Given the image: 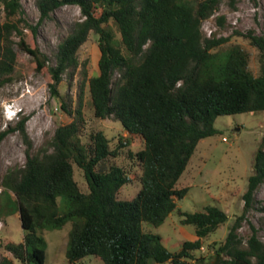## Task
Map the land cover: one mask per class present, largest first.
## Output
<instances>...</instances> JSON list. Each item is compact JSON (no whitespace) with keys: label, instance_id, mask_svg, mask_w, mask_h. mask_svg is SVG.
Instances as JSON below:
<instances>
[{"label":"trees","instance_id":"1","mask_svg":"<svg viewBox=\"0 0 264 264\" xmlns=\"http://www.w3.org/2000/svg\"><path fill=\"white\" fill-rule=\"evenodd\" d=\"M222 1L36 0L38 25L65 6H78L83 16L60 43L55 64L49 66L50 59L37 44L26 41L25 29L36 34L37 27L26 20L22 1L0 0V89L13 80L18 47L32 57L37 72L48 71L52 97L64 113L75 117L57 128L51 153H28L25 166L9 171L3 179L0 219L19 213L24 231L22 242L1 245L14 260L46 264L41 232L71 222L66 252L71 264L90 256L104 264H192L193 252L202 248L203 239L229 221L218 206L188 213L177 204L189 192L177 185L200 141L219 134L217 118L264 112V38L252 32L241 35L259 50V73L254 75L247 50L235 45L226 54L218 53L215 50L229 38H207L202 31ZM228 1L234 7L239 0ZM91 33L98 36L101 53L99 73L88 81L95 117L116 120L130 140L140 139L144 146L135 154L141 166L140 190L131 201L118 199L131 179L122 167L106 164L117 152L111 150L105 133L92 134L90 144L82 141L83 90L75 109L73 98L63 97L59 90L64 76L81 67L79 51ZM15 130L30 149L25 118L0 140ZM74 164L84 173L88 193L75 180ZM263 184L264 138L243 196V214L216 250L217 256H223L219 264H264V242L256 227L251 224L252 234L246 240L239 234ZM174 212L183 225L194 226L196 234L175 253L158 234L144 229L146 224L162 226ZM14 260L3 258L0 264H15ZM196 260L205 264L203 258Z\"/></svg>","mask_w":264,"mask_h":264},{"label":"rangeland","instance_id":"2","mask_svg":"<svg viewBox=\"0 0 264 264\" xmlns=\"http://www.w3.org/2000/svg\"><path fill=\"white\" fill-rule=\"evenodd\" d=\"M25 10V18L30 25L37 27V33L25 29L26 41L29 45L37 44L42 53L49 59L48 65L55 64V56L60 43L69 35L74 24L83 19L78 6H65L55 11L41 25L40 13L36 0H21ZM202 31L207 38H229L218 53L226 54L229 49L239 45L250 55V69L254 75L259 73V50L241 36L252 32L264 38V0H239L233 7L228 0H223L219 10L203 23ZM16 41L19 39L16 38ZM18 63L13 80L0 89V136L9 128L15 129L18 123L26 119V131L32 147L29 149L22 134L15 130L7 133L0 140V192L5 175L16 168H22L27 162V155H44L53 151L51 144L57 128L68 125L75 119L60 109L58 99L53 98L49 85L52 77L48 71L37 72L32 64V57L16 47ZM101 53L98 36L91 33L89 40L79 51L81 67L71 74L68 72L59 86L63 97L73 98V108L78 104L83 90L85 125L82 130V141L90 144V136L102 131L110 141L111 150L117 157H110L106 164L122 167L131 182L121 188L118 199L131 201L140 190L141 166L135 154L143 149L140 139L130 140L122 125L114 119L101 120L95 117L91 106L88 81L99 73L98 62ZM85 64V67H84ZM85 68V69H84ZM86 71V74L84 73ZM83 86L82 89V85ZM19 112L12 120L13 113ZM215 127L219 134L200 141L186 171L177 188H189L182 200H178V209L196 213L206 206H218L229 216V221L221 226L215 234L203 239L202 248L193 252L195 260L204 259L205 264H213L217 258L216 250L225 243L230 229L236 219L243 214V196L248 189V179L254 173L255 156L264 138V112L245 113L218 117ZM226 139V140H225ZM130 143L118 149L120 143ZM75 180L81 191L88 193V184L83 171L74 164ZM264 184L256 194L254 207L248 212L247 220L239 230L240 236L246 240L251 232V224L256 227L264 242ZM72 223L62 229L45 230L41 235L46 240V264H71L66 258L69 245V233ZM145 231L158 234L163 245L170 252H178L186 241L196 239L195 227L182 224V217L176 212L166 222L156 228L146 224ZM24 239L19 213L0 219V260H14L4 245L20 243ZM2 245V246H1ZM223 256L220 257V261ZM15 264H22L14 260ZM77 264H104L99 258L90 256ZM165 264H172L170 262Z\"/></svg>","mask_w":264,"mask_h":264},{"label":"water","instance_id":"3","mask_svg":"<svg viewBox=\"0 0 264 264\" xmlns=\"http://www.w3.org/2000/svg\"><path fill=\"white\" fill-rule=\"evenodd\" d=\"M220 257H221V255H218L213 264H219L220 263Z\"/></svg>","mask_w":264,"mask_h":264},{"label":"clouds","instance_id":"4","mask_svg":"<svg viewBox=\"0 0 264 264\" xmlns=\"http://www.w3.org/2000/svg\"><path fill=\"white\" fill-rule=\"evenodd\" d=\"M18 113H19V112H15V113H13V116H12L13 118H12V120H14L15 118L18 117ZM14 117H15V118H14Z\"/></svg>","mask_w":264,"mask_h":264},{"label":"built area","instance_id":"5","mask_svg":"<svg viewBox=\"0 0 264 264\" xmlns=\"http://www.w3.org/2000/svg\"><path fill=\"white\" fill-rule=\"evenodd\" d=\"M226 140V139H225Z\"/></svg>","mask_w":264,"mask_h":264}]
</instances>
